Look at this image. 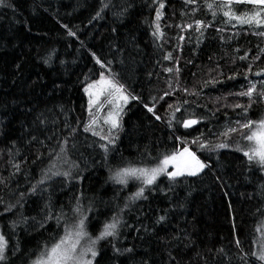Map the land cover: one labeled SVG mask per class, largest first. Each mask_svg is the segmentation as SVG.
Listing matches in <instances>:
<instances>
[{
	"label": "trees",
	"instance_id": "16d2710c",
	"mask_svg": "<svg viewBox=\"0 0 264 264\" xmlns=\"http://www.w3.org/2000/svg\"><path fill=\"white\" fill-rule=\"evenodd\" d=\"M5 2L11 7L0 5V177L8 178L14 171L9 163L10 150L15 152L18 148L20 152L13 162L23 163L21 171L7 180V187L0 185V197L5 203L14 204L21 193L27 194L41 178V170L49 164L48 150L68 136L65 117L77 129L75 140L70 139L68 148L69 160L78 167L74 170L75 179L55 177L43 186L47 191L26 195L23 208L17 206L5 212V205L0 204V232L9 242L8 260L0 264H30L45 246L50 248L64 234V223L58 225L55 216L40 227L39 222L47 215L43 210L45 203H50L54 213L63 208L71 224L75 222L72 212L75 197L82 194L83 208L87 211L90 204L93 207L87 213L91 219L86 231L95 237L105 220L124 207L126 198L140 187L137 182L119 185L110 179L117 167L129 162L151 166L158 154L181 147L170 136L192 141L201 133L204 140L227 143L228 147L208 153L189 143V149L211 167L200 176L180 177L175 183L167 176L159 177L156 186L145 191L147 199L135 201L126 211L124 220L134 227L122 229L117 241H102L94 264H241L243 254L248 256L247 264H264L252 256L257 252L258 231L264 219L263 168L243 155L248 144L239 133H232L228 140L220 136L229 127H235L237 119L254 121L264 112V99L258 97L264 91V75H254L264 69V54L259 51L264 49V35L254 34L264 32V24L238 25L234 20L226 24V18L218 10L213 18L207 8L213 0H198L195 12L184 0H163L164 36L156 40L151 25L157 5L152 0H111L110 9H105L102 18L95 20L92 17L100 8V0ZM129 4L131 7L123 15H114ZM253 10L251 5L233 8L236 14ZM182 12L186 15L182 16ZM194 20L212 22L199 43L194 27L183 32L175 27ZM217 28H223V33H218ZM69 29L76 35L69 36ZM179 35L186 39L179 41ZM245 52L248 58L239 60ZM92 53L104 61L111 60L121 82L130 85L129 90L142 99V103L130 101L125 106L123 130L115 147L110 146L107 158L98 147L102 143L99 137L83 131L89 119L85 83L99 79L104 71ZM165 53H172L173 60H163ZM258 55L260 58L253 63ZM171 67L180 68L182 87L200 92L199 97L177 92L166 98V102H158L156 114L162 118H166L168 104L177 99L194 102L189 111H195L193 118L200 119V123L187 130L179 128L175 133L165 122L156 121L143 106H151L152 98L168 89L169 74L163 69ZM217 72L222 73L218 79L223 83L201 89L200 83L217 77ZM245 73L257 84L253 96L256 102L246 115L232 105H247L248 98L229 95L247 90ZM233 74H238L237 78L229 80ZM225 104L228 106L224 107ZM38 113L47 117L46 126L34 124ZM177 116L182 117L183 111ZM53 120L55 124L51 123ZM32 135L44 140L46 147L29 143ZM48 136L52 139H46ZM238 146L242 150H237ZM38 153L43 155L34 164ZM21 213L35 220H30L28 225L18 224L13 235L10 222L19 220ZM161 215H166V220L156 224ZM236 240L240 241L243 253L237 249ZM113 243L119 248H133V252L117 255ZM17 245L22 253L13 255L12 248ZM218 249L224 250L223 255L218 254ZM170 255L175 259L170 261Z\"/></svg>",
	"mask_w": 264,
	"mask_h": 264
},
{
	"label": "snow or ice",
	"instance_id": "6c2138e0",
	"mask_svg": "<svg viewBox=\"0 0 264 264\" xmlns=\"http://www.w3.org/2000/svg\"><path fill=\"white\" fill-rule=\"evenodd\" d=\"M155 7V19L152 22V35L156 40H160L164 33L161 29V19L164 15L163 9L165 8V3L163 0H152ZM185 5H191L192 11L195 12L198 7V0H184ZM0 5H5L11 7L10 4H6L5 0H0ZM237 5H251L253 6V11L244 12L236 14L233 11L234 6ZM111 0H100V8L95 12V15L92 17L93 20L102 18V13L105 9H110ZM131 5H127L122 8L119 13H114V15L120 16L127 12V8ZM207 8L212 12L213 18L217 16V10L222 13L225 17V23L230 24L233 20L238 25H261L264 24V0H213V3L207 4ZM181 15H186L182 12ZM91 22V21H90ZM212 22L209 21L205 23L201 20H194L192 23L178 24L175 25L181 32L186 29L195 28L197 33V43L200 42V38L203 36L204 30L210 28ZM236 25H233L235 27ZM67 28V25H63ZM171 27V25H169ZM115 31V29H113ZM218 33H223V28H217ZM257 35H264V32L254 33ZM69 36H75L76 33L71 29L68 30ZM179 41H184L186 37L184 35H179L177 37ZM190 39V37H188ZM223 39V36H221ZM235 52H239V49H235ZM260 53L264 54V49L259 50ZM93 59L96 64L100 66L101 71L99 74V79L92 80L90 83L86 81L84 87V93L88 97V114L89 119L84 123L83 131L91 132L93 136L99 137V140L102 143L98 144V147L105 153V158L109 153L110 146L115 147L116 141L119 139V132L123 130L122 128V116L125 112V106L129 105L130 101L141 102L142 99L139 94H134L133 91H130V85L126 82H121L120 73L115 72L111 65L112 61H104L102 58L96 56L95 53H92ZM239 60L244 61L248 58V53L245 52L243 56L238 57ZM260 56L253 58V63L258 60ZM49 60L51 57L48 58ZM179 57L176 58V63H179ZM211 59V57H210ZM163 60L172 61V53H165L163 55ZM45 63H48V60H45ZM191 63V61H188ZM19 67V66H18ZM252 70V63L248 66V72ZM164 72L169 74V79L167 80L168 89L163 92L159 97H153L151 106L144 104L146 111L155 118L156 121L165 122L168 129L173 133L183 128L185 130L193 128V126L200 123V119L193 118L196 113L195 111H189V108L192 107L193 101L185 98L183 100L177 99L174 103L168 104L166 109V118H162L160 115L156 114L157 104L160 101L166 102V98H172L175 93L180 92L185 96H200V92L195 90H189L186 87L180 85V68L171 67L163 69ZM216 71V70H213ZM174 73V75H173ZM151 75V73L149 74ZM195 75V74H194ZM222 73L217 72V77L212 79L204 80L200 83V88L203 89L209 85L215 86L218 83H223L222 80L218 77ZM238 74H233L228 77L229 80H234L237 78ZM255 76L260 77L264 75V69L257 71ZM244 79L248 80V86L246 91H241L238 93H230L229 95H234L237 97H247L249 103L247 105H241L239 103L232 105L233 109H241L242 112L246 115L249 108L256 102L253 99L254 93L257 89V84L248 79V73L244 74ZM175 84V87L173 86ZM260 99H264V91L258 93ZM103 98V99H102ZM219 101L221 98H216ZM227 99V97H224ZM107 106V115L101 117L98 115L100 109L104 106ZM228 105H224L227 107ZM197 107H201L197 105ZM205 110L207 111V107ZM63 111V108L61 109ZM183 111V116L178 117L177 113ZM219 111V108L216 109ZM215 115V112H213ZM103 120V125L107 126L106 134L103 128L97 131L95 130L100 126V120ZM49 123L47 117L43 113H38L34 124L39 126H46ZM51 123L55 124L56 121L53 120ZM80 121L77 120V124ZM235 127H229L225 132L220 133V136L224 140H228L229 136L232 133H239L242 140L249 142H254L248 150L243 151V155L247 157L249 162L255 160L262 167H264V119L259 121L246 120L242 122L240 119L235 121ZM64 128L69 129L68 136L63 137L58 140L57 146L55 148H50L48 150V159L49 164L41 170V178L33 184L27 194L21 193L20 196L16 199L15 203H5L2 197H0V204H4V211L11 212L13 208L19 206L20 208L24 207V200L26 195L35 194L37 191H47L43 186L53 180L55 177H63L66 181H71L76 178L74 175V170L78 167L75 161L69 160V141L75 140L77 129L72 127L68 122L67 117H65ZM247 130V131H245ZM26 131H29L26 129ZM54 135H56L54 133ZM170 139L180 142L181 147L174 149L171 152L165 151L158 154L153 158L151 166H136L133 163H125L122 167H117L115 171L112 172L110 179L119 185L128 184L129 180H135L140 183V187L136 192L132 193L131 196L126 198L124 207L119 208L110 218L105 220L103 223L98 235L92 237L86 231L87 225L91 217L88 216V212L93 210L92 205L90 204L87 211L83 208L81 200L83 199L82 194L75 197V205L72 207V212L75 215V222L69 224L66 214L63 211V208L59 212H53L50 203H45L43 210L47 212V215L43 216L42 221H40V227H44V224L47 221L51 220L54 216L59 225L61 222L64 223V234L49 248L45 246L40 255L36 260L30 261V264H94L96 258L100 255L99 244L102 241L112 239L117 241L119 235H121V230L124 228L132 229L134 225L127 224L124 220V215L126 211L130 210L131 205L137 200H146L147 196L145 195L146 190H151L153 186H156L157 180L159 177L167 176L170 182L175 183L178 178L191 176L197 177L200 176L206 169L210 168L211 165L202 161L195 152L189 149V143L196 145L201 152L212 153L221 148L228 147L227 143H213L211 141H206L203 139V134L199 137L194 138L192 141H187L182 139L180 136H170ZM46 139L51 140L52 136L46 137ZM29 143H39L42 147H46L44 140H39L37 136L32 135ZM230 142V141H229ZM95 144V142H94ZM72 148H75V143H72ZM90 147L93 145H89ZM13 147L15 148V142H13ZM237 150H242L239 146ZM20 150L16 148L15 152L10 150V160L9 163L14 169L8 178L0 177V185L7 187V180L15 176L16 173L21 171L23 162H13L14 157L18 155ZM43 154L38 153L36 160L33 161L35 164L37 161L41 160ZM34 221V217H25L23 214H20L19 220H14L10 222L9 227L13 230L12 234H15V228L18 224L28 225L29 221ZM166 220V215L159 216L155 223L161 224ZM147 231V227L141 225ZM139 228L136 229L139 232ZM235 231V225H234ZM175 239H178L176 237ZM86 240L87 243L84 244L82 241ZM236 247L243 253L241 248L240 241L236 240ZM9 248V242L6 239V235L3 232H0V262H5L8 260L7 250ZM113 252L117 255H122L124 253H132L133 248H119L116 243L112 245ZM218 254L223 255L224 250L218 249ZM17 253H22V249L19 245L12 248V254L16 255ZM252 256H256L259 260L264 261V245L260 246L259 252H253ZM23 258V254H22ZM170 261L175 258L171 255L169 256ZM241 264H247L248 256L243 254L240 256ZM147 264V262H145Z\"/></svg>",
	"mask_w": 264,
	"mask_h": 264
},
{
	"label": "rangeland",
	"instance_id": "374dc122",
	"mask_svg": "<svg viewBox=\"0 0 264 264\" xmlns=\"http://www.w3.org/2000/svg\"><path fill=\"white\" fill-rule=\"evenodd\" d=\"M261 19H264V18H261ZM86 96H87V95H86ZM102 99H103V98H102ZM87 100H88V97H87ZM98 115H100L101 117L107 115V106H106V105L100 109ZM261 119H264V112H263L262 115L259 117V119L254 120V121H259V120H261ZM101 128L104 129L105 134H106V130H105V128H107V126L103 125V120H102V119L100 120V126L97 127L95 130L99 131V130H101ZM246 142H247V144H248V148H247V150H248L249 147H251V146L253 145L254 142H249V141H246ZM253 161H255V160H253ZM255 162H256V161H255ZM256 163H258V162H256ZM258 164H259V163H258ZM259 165H260V164H259ZM262 168H263V171H264V167H262ZM130 182H137V183H139L138 181H135V180H129L128 183H130ZM126 185H127V184H126ZM82 243L86 244L87 241L84 240V241H82ZM261 245H264V219H263V221H262V223H261V225H260V227H259V231H258V248H257V253L259 252V250H260V246H261ZM262 262L264 263V261H262Z\"/></svg>",
	"mask_w": 264,
	"mask_h": 264
}]
</instances>
